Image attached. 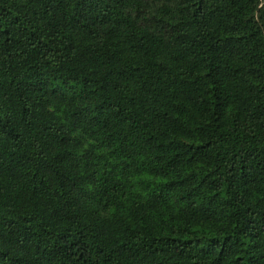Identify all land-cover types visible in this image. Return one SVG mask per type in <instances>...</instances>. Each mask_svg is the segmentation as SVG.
Here are the masks:
<instances>
[{"label": "trees", "instance_id": "trees-1", "mask_svg": "<svg viewBox=\"0 0 264 264\" xmlns=\"http://www.w3.org/2000/svg\"><path fill=\"white\" fill-rule=\"evenodd\" d=\"M0 264H264V0H0Z\"/></svg>", "mask_w": 264, "mask_h": 264}]
</instances>
